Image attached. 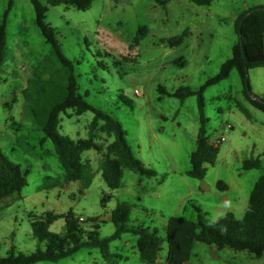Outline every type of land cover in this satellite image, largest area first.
Segmentation results:
<instances>
[{
  "label": "rangeland",
  "instance_id": "obj_1",
  "mask_svg": "<svg viewBox=\"0 0 264 264\" xmlns=\"http://www.w3.org/2000/svg\"><path fill=\"white\" fill-rule=\"evenodd\" d=\"M9 2L0 0V22ZM166 2L95 0L92 8L85 11L65 5L49 8L47 21L57 28L64 54L76 60L79 92L93 106L120 121L134 154L157 172L156 177L140 180L138 173L126 169L122 186L112 190L101 175L102 152L89 150L83 157L91 163L94 176L81 191L89 175L79 181L68 180L52 140L41 142L44 133L24 97L28 79L52 49L36 23L31 0H13L7 18L6 58L0 68V148L11 161L22 166L27 185L0 200V256L37 248L31 213L42 216L48 211L65 214L72 210L84 219L82 226L87 233L93 230L89 219L98 217L100 236L108 237L115 231L111 212L117 202L134 203L137 206L133 208L131 223H135L138 212L142 224L157 228L162 238L160 262L167 259L165 225L170 217L197 220L198 206L210 223L228 213L243 218L253 187L264 175V112L248 98L264 96V66L249 71L248 95L236 69L205 89L208 134L211 139H225L219 145L215 164L207 166L203 180L186 174L191 168V154L197 148V95L180 99L163 90H198L215 76L238 42L237 18L252 7L264 6V0H213L209 5L191 0ZM143 25L149 27V33L136 45L133 38ZM184 33V42L177 47H170L163 40ZM181 59L185 65L180 64ZM135 89L140 94H135ZM241 106L249 111L250 118ZM93 117V111L79 115L71 109L62 115L61 133L76 140L87 138ZM110 140L99 133L98 143L106 145ZM252 156L260 157L261 166L244 170V160ZM220 180L228 185L227 191L218 189ZM200 188L203 191L195 190ZM156 190H163L164 196L151 197ZM187 194L186 207L179 206L178 201ZM104 196L108 197L106 207L102 205ZM146 207L150 215L145 214ZM64 229L63 217L50 226L52 232L61 233ZM137 238L134 233H125L110 245L112 253L127 254L128 259L106 260L99 248H83L59 261L37 264H145L139 253L132 251ZM126 240L132 244L125 245ZM190 261L264 264V256L255 258L248 251L228 247L219 250L214 245L195 242Z\"/></svg>",
  "mask_w": 264,
  "mask_h": 264
},
{
  "label": "trees",
  "instance_id": "obj_2",
  "mask_svg": "<svg viewBox=\"0 0 264 264\" xmlns=\"http://www.w3.org/2000/svg\"><path fill=\"white\" fill-rule=\"evenodd\" d=\"M166 4V0H156ZM198 5H209L213 0H191ZM95 0H31L35 9L36 23L46 41L51 45V53L34 69L23 90L24 97L31 113L44 133L42 143L47 139L54 143L55 153L66 171L69 181L83 180L88 174L89 179L83 184V191L87 188L94 176L91 163L83 157L89 150L102 152L100 171L107 186L118 189L122 186L125 170H133L144 177L157 176L156 170L149 167L133 152L126 138V131L120 121L103 109L93 106L86 96L79 92L76 74V60L67 57L59 40V32L47 21L50 6L67 5L79 10H88ZM13 0L5 11L0 22V68L6 58L7 49V18ZM238 42L233 46V54L225 60L219 72L209 78L198 90L190 87H180L174 92H166L169 96L185 99L197 95L199 106V129L197 134V148L191 154V168L187 176L203 180L206 177L208 165L215 164L220 146L213 144L208 134V118L205 116V101L203 93L208 86L226 79L233 69L241 76L246 93L250 92L248 80L249 71L264 66V6H255L239 15L235 23ZM149 27L140 26L133 43L138 45L149 33ZM187 33L179 34L167 40L170 47H177L184 42ZM60 67H55V64ZM181 59L180 64L185 65ZM162 91V90H161ZM252 105L264 112V96L251 98ZM77 114L93 111L94 117L88 126V137L73 139L61 133L62 115L69 110ZM241 109L251 117L249 111ZM99 133L111 138L108 144L98 143ZM261 166L260 157L252 156L244 160L243 169L252 170ZM27 185V174L22 166L11 161L0 148V200L10 194L20 191ZM218 189L226 190L228 185L220 180ZM107 196L102 198V205L106 207ZM137 205L127 201L117 202L111 212V220L115 231L108 237L100 236L98 217L89 220L93 223V230L83 228L84 219L77 216L72 210L65 214L51 211L38 216L30 214V224L33 236L38 240L37 248L28 253L11 251L6 256H0V264H37L40 261H59L75 254L83 248H99L106 260L123 258V255L111 252L112 242L120 239L125 233H134L138 236L137 248L141 260L145 264H156L162 250V238L154 229L131 223L133 208ZM198 212L197 220H189L179 216H172L167 220L168 254L167 264H187L195 242L214 245L217 249L231 248L236 251H248L253 257L264 256V175L255 183L249 203L243 218L237 219L234 214L228 213L210 223L202 215V210L195 206ZM146 210V208H145ZM65 219L63 232H52L50 226L58 218Z\"/></svg>",
  "mask_w": 264,
  "mask_h": 264
},
{
  "label": "crops",
  "instance_id": "obj_3",
  "mask_svg": "<svg viewBox=\"0 0 264 264\" xmlns=\"http://www.w3.org/2000/svg\"><path fill=\"white\" fill-rule=\"evenodd\" d=\"M118 1H124V0H118ZM125 1H127V2H129V3H131L132 2V0H125ZM94 4V3H93ZM59 6V5H58ZM65 6H67V5H65ZM93 6V5H92ZM67 7H69V6H67ZM70 8V7H69ZM92 8V7H91ZM90 8V9H91ZM140 183H141V181H139ZM196 191H203V189L202 188H200V189H195ZM228 190V188L226 189V190H220L221 192H225V191H227ZM152 191V190H151ZM150 191V192H151ZM155 194L156 195H154V196H151V197H158V198H160V197H162V196H164V194H165V192L163 191V190H161V191H159V190H156L155 191ZM187 196H188V194L187 195H185V196H183L179 201H178V205L179 206H184V208L186 207L185 206V203H184V200L185 199H187ZM224 199H226V197L224 198ZM227 200H228V198H227ZM147 210H149V208H147L146 207V210H145V214H147V215H150L149 213V211H147ZM152 211V210H151ZM156 212H153V214H155ZM156 214H158V213H156ZM135 215L137 216V218L135 219V225H144V226H147V227H149V228H151L150 226H148V225H146V224H142L143 222V220H141V219H139V216H141V214L140 213H138V212H135ZM168 220V219H167ZM153 222V221H152ZM162 222V221H161ZM166 224H167V221H166ZM152 230H154V229H156L157 230V228H151ZM165 229H166V225H165ZM158 231V230H157ZM166 232H167V230H166ZM123 236H124V234H123ZM123 236L120 238V239H122L123 238ZM120 239H118V240H120ZM137 240H138V238H137ZM132 244V241H130V240H126V243H125V245H129V244ZM219 250H222V249H219ZM132 251L133 252H138L139 253V251H138V248H137V242H136V246H133L132 247ZM114 254H120V255H123L124 256V258L125 259H128L129 258V255H127V254H124V253H121V252H115ZM216 257L219 259V256H217L216 255ZM119 259H123V258H119ZM190 259H191V257H190ZM190 259H189V261H188V263L187 264H191V261H190ZM156 264H167V259L164 261V262H160V260L158 259L157 260V262H156Z\"/></svg>",
  "mask_w": 264,
  "mask_h": 264
},
{
  "label": "built area",
  "instance_id": "obj_4",
  "mask_svg": "<svg viewBox=\"0 0 264 264\" xmlns=\"http://www.w3.org/2000/svg\"><path fill=\"white\" fill-rule=\"evenodd\" d=\"M135 94H140V90L139 89H135ZM225 137H221V138H214V139H211V142L213 144H216V145H221L222 142L224 141Z\"/></svg>",
  "mask_w": 264,
  "mask_h": 264
}]
</instances>
